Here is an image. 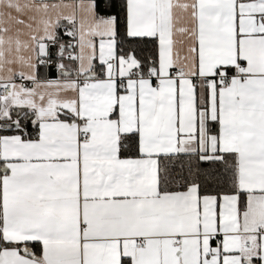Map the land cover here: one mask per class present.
Masks as SVG:
<instances>
[{"label":"snow or ice","instance_id":"6c2138e0","mask_svg":"<svg viewBox=\"0 0 264 264\" xmlns=\"http://www.w3.org/2000/svg\"><path fill=\"white\" fill-rule=\"evenodd\" d=\"M0 264H264V0H0Z\"/></svg>","mask_w":264,"mask_h":264}]
</instances>
